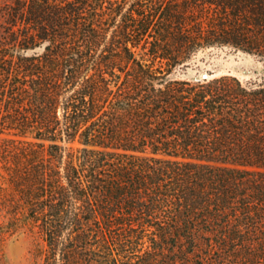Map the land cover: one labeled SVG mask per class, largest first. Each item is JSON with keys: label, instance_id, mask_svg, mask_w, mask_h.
<instances>
[{"label": "trees", "instance_id": "16d2710c", "mask_svg": "<svg viewBox=\"0 0 264 264\" xmlns=\"http://www.w3.org/2000/svg\"><path fill=\"white\" fill-rule=\"evenodd\" d=\"M0 23V246L42 264H264V0H9ZM0 264H6L0 253Z\"/></svg>", "mask_w": 264, "mask_h": 264}, {"label": "rangeland", "instance_id": "374dc122", "mask_svg": "<svg viewBox=\"0 0 264 264\" xmlns=\"http://www.w3.org/2000/svg\"><path fill=\"white\" fill-rule=\"evenodd\" d=\"M8 2L0 0V23L3 22L1 12ZM194 62L195 68L189 69L182 77L197 80L211 72L213 76L233 75L244 82L264 83V61L230 47L201 50ZM42 249V240L25 227L1 244L0 253L6 264H42Z\"/></svg>", "mask_w": 264, "mask_h": 264}, {"label": "water", "instance_id": "95a60500", "mask_svg": "<svg viewBox=\"0 0 264 264\" xmlns=\"http://www.w3.org/2000/svg\"><path fill=\"white\" fill-rule=\"evenodd\" d=\"M209 74H204L203 78H208Z\"/></svg>", "mask_w": 264, "mask_h": 264}]
</instances>
